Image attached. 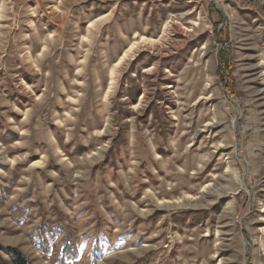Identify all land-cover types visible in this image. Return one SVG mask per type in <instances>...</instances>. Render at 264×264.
I'll use <instances>...</instances> for the list:
<instances>
[{
    "label": "rangeland",
    "instance_id": "rangeland-1",
    "mask_svg": "<svg viewBox=\"0 0 264 264\" xmlns=\"http://www.w3.org/2000/svg\"><path fill=\"white\" fill-rule=\"evenodd\" d=\"M7 248L264 264V0H0Z\"/></svg>",
    "mask_w": 264,
    "mask_h": 264
},
{
    "label": "trees",
    "instance_id": "trees-1",
    "mask_svg": "<svg viewBox=\"0 0 264 264\" xmlns=\"http://www.w3.org/2000/svg\"><path fill=\"white\" fill-rule=\"evenodd\" d=\"M222 67H224L222 68V73H224L225 70L231 71L230 63L227 56H225V58L222 60ZM5 252L10 258L11 264H32L28 258H26L22 253H20L16 249L7 248Z\"/></svg>",
    "mask_w": 264,
    "mask_h": 264
},
{
    "label": "bare ground",
    "instance_id": "bare-ground-1",
    "mask_svg": "<svg viewBox=\"0 0 264 264\" xmlns=\"http://www.w3.org/2000/svg\"><path fill=\"white\" fill-rule=\"evenodd\" d=\"M145 41L144 40L138 42V43H134L131 48L127 51V53L123 56V58L121 59V61L118 63V65L115 67V71L113 70V72L111 73V78H110V86L108 88V93H111V90L113 88V85L115 84V78H116V69H118L127 59H129L133 54H135L137 51H139V48L141 46V44H143ZM161 41H154V42H148L149 44H151L152 46L154 44H159ZM148 45V44H147ZM150 45V47H151ZM162 45V44H161Z\"/></svg>",
    "mask_w": 264,
    "mask_h": 264
},
{
    "label": "crops",
    "instance_id": "crops-1",
    "mask_svg": "<svg viewBox=\"0 0 264 264\" xmlns=\"http://www.w3.org/2000/svg\"><path fill=\"white\" fill-rule=\"evenodd\" d=\"M134 43H132L131 45H130V47L122 54V56L119 58V60L114 64V66L112 67V69L110 70V72H109V77L111 78V73L113 72V70L115 71V67L118 65V63L121 61V59L123 58V56L127 53V51L131 48V46L133 45ZM128 60V59H127ZM124 64V63H123ZM122 64V65H123ZM122 65L119 67V68H121L122 67ZM118 68V69H119ZM118 69H116V73H118ZM116 78H117V75H116ZM115 85V84H114ZM113 85V86H114ZM108 93V92H107Z\"/></svg>",
    "mask_w": 264,
    "mask_h": 264
},
{
    "label": "water",
    "instance_id": "water-1",
    "mask_svg": "<svg viewBox=\"0 0 264 264\" xmlns=\"http://www.w3.org/2000/svg\"><path fill=\"white\" fill-rule=\"evenodd\" d=\"M235 122H237V121H235Z\"/></svg>",
    "mask_w": 264,
    "mask_h": 264
}]
</instances>
